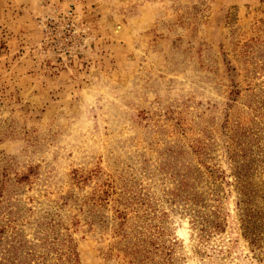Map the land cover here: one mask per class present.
<instances>
[{
	"label": "rangeland",
	"instance_id": "374dc122",
	"mask_svg": "<svg viewBox=\"0 0 264 264\" xmlns=\"http://www.w3.org/2000/svg\"><path fill=\"white\" fill-rule=\"evenodd\" d=\"M261 102L264 0H0V261L264 264Z\"/></svg>",
	"mask_w": 264,
	"mask_h": 264
},
{
	"label": "trees",
	"instance_id": "16d2710c",
	"mask_svg": "<svg viewBox=\"0 0 264 264\" xmlns=\"http://www.w3.org/2000/svg\"><path fill=\"white\" fill-rule=\"evenodd\" d=\"M262 107L264 110V102ZM244 150H242L243 152ZM231 160L234 163V175L236 179V189L238 192V202L237 210L239 211V220L242 229L243 238L249 241V244L256 249H259L261 241L264 237V218L257 210L254 208V200L258 193L255 188L252 187L250 177L254 171V161L255 157L248 156L246 153L233 154ZM199 217V216H197ZM200 221V220H199ZM202 222V220H201ZM203 231V230H202ZM30 255V254H26ZM62 255L66 256L65 262L60 261ZM19 255L16 251H5L3 252V258L0 264H27L23 261H18L17 257ZM58 263L57 264H77V256L75 252L67 248L64 254L56 253ZM48 254L45 257H40L41 259L38 264H50L47 262ZM36 264V263H34Z\"/></svg>",
	"mask_w": 264,
	"mask_h": 264
}]
</instances>
